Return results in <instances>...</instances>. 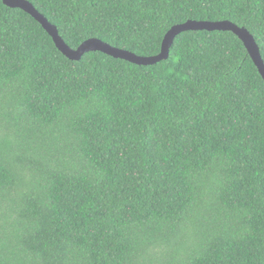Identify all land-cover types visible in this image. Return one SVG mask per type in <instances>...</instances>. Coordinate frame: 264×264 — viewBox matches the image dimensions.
Listing matches in <instances>:
<instances>
[{"label": "trees", "instance_id": "trees-1", "mask_svg": "<svg viewBox=\"0 0 264 264\" xmlns=\"http://www.w3.org/2000/svg\"><path fill=\"white\" fill-rule=\"evenodd\" d=\"M72 48L155 55L264 0H28ZM0 264H264V78L230 30L148 65L71 59L0 0Z\"/></svg>", "mask_w": 264, "mask_h": 264}, {"label": "water", "instance_id": "water-1", "mask_svg": "<svg viewBox=\"0 0 264 264\" xmlns=\"http://www.w3.org/2000/svg\"><path fill=\"white\" fill-rule=\"evenodd\" d=\"M3 2L10 7H19L32 14L53 37L58 48L71 59H80L87 51L100 50L116 58H122L132 61L137 64H151L169 57L170 47L174 42L175 37L187 30H230L241 38L249 51L253 61L257 65L260 73L264 78V59L261 54L260 46L257 43L254 35L246 28L240 27L237 24L228 21H197L188 20L183 23L175 24L166 33L163 41L162 48L158 54L151 56H138L128 50L121 49L111 44L102 41L98 38H89L85 40L78 48L74 49L69 46L63 37L60 35L57 25L49 21V19L41 12H39L34 5L28 0H3Z\"/></svg>", "mask_w": 264, "mask_h": 264}, {"label": "clouds", "instance_id": "clouds-1", "mask_svg": "<svg viewBox=\"0 0 264 264\" xmlns=\"http://www.w3.org/2000/svg\"><path fill=\"white\" fill-rule=\"evenodd\" d=\"M137 55V54H136ZM154 55V54H153ZM138 56H141V55H138ZM146 56H151V55H146Z\"/></svg>", "mask_w": 264, "mask_h": 264}]
</instances>
